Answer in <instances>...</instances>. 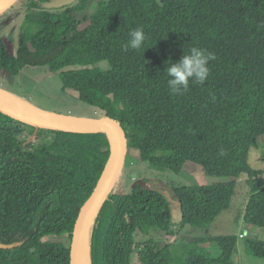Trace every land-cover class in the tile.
I'll list each match as a JSON object with an SVG mask.
<instances>
[{
  "label": "trees",
  "instance_id": "trees-1",
  "mask_svg": "<svg viewBox=\"0 0 264 264\" xmlns=\"http://www.w3.org/2000/svg\"><path fill=\"white\" fill-rule=\"evenodd\" d=\"M50 2L23 0L28 24L37 27L19 34L15 57L0 36V78L47 67L59 74L63 91L118 119L127 148L145 153L141 159L151 168L179 174L192 162L228 179L172 188L179 201L172 205L148 181L130 184L127 173L93 219L89 263L131 264L135 256L137 264H232L234 235L194 238L180 254L136 237L207 229L230 207L243 177L253 182L244 223L264 229V167L249 162L264 135V0H103L92 14L91 0L45 10ZM137 27L146 35L145 51H125ZM192 46L216 59L203 85L172 95L164 70ZM102 61L109 70L96 66ZM108 156L103 131L37 127L0 112V243L6 245L0 264H69L76 217Z\"/></svg>",
  "mask_w": 264,
  "mask_h": 264
},
{
  "label": "rangeland",
  "instance_id": "rangeland-1",
  "mask_svg": "<svg viewBox=\"0 0 264 264\" xmlns=\"http://www.w3.org/2000/svg\"><path fill=\"white\" fill-rule=\"evenodd\" d=\"M101 1L103 0H91L87 13L92 14ZM44 9L51 10L53 8ZM27 16L23 0H19L12 8L0 15V36L14 57L17 55L19 34L22 31H32L37 27L36 24H28ZM85 26L86 22L82 23L80 28L83 29ZM96 66L104 71L110 69V65L106 61L99 62ZM3 75L6 77L0 78V88L12 91L15 95L42 109L82 117L103 116L94 107L78 100L74 92L63 91L59 74L50 72L47 67H24L14 78L9 77L6 73ZM141 156L147 157L145 153L141 155L138 150L127 149L121 178L127 173L130 174V179H132L130 184L134 181H148V184L154 182L178 188L190 185H212L228 181L226 178L206 175L199 165L192 162L185 163L179 174L167 170L158 171L151 168L148 161L141 159ZM249 162L255 169L264 167V135L259 138L258 148L251 150ZM250 182L253 185V182L246 177L236 181L235 194L230 207L223 211L207 229L186 226L179 235L174 237H167L162 232L149 230L145 236L139 234L136 241L154 239L159 248L169 244L173 253L180 254L182 244L194 238L234 235L237 238L235 257L239 256V259L235 260L234 258L232 264H264V229L247 226L243 220L247 199L253 190ZM57 240L62 239L57 238ZM204 246L214 256L218 254V249L214 244ZM131 264H137L135 256L132 257Z\"/></svg>",
  "mask_w": 264,
  "mask_h": 264
},
{
  "label": "water",
  "instance_id": "water-1",
  "mask_svg": "<svg viewBox=\"0 0 264 264\" xmlns=\"http://www.w3.org/2000/svg\"><path fill=\"white\" fill-rule=\"evenodd\" d=\"M18 1L0 0V15L12 8ZM74 1L51 0L48 5L57 8L69 5ZM0 112L37 127L75 132L103 131L107 134L109 140L107 162L92 193L81 206L71 233L69 264H81L83 248L88 251V239L93 219L103 201L112 192L119 179H121L123 173L122 170L124 169L128 149L126 145V130L123 124L111 116L82 117L42 109L2 88H0ZM149 188L163 194L170 204H179L171 187L150 182ZM5 246L0 243V247Z\"/></svg>",
  "mask_w": 264,
  "mask_h": 264
},
{
  "label": "clouds",
  "instance_id": "clouds-1",
  "mask_svg": "<svg viewBox=\"0 0 264 264\" xmlns=\"http://www.w3.org/2000/svg\"><path fill=\"white\" fill-rule=\"evenodd\" d=\"M146 35L143 28L137 27L128 33L124 50H144ZM216 59V54L204 48L192 46L177 62H171L165 68L167 86L170 94L179 95L189 89L190 84L203 85L210 69L208 63Z\"/></svg>",
  "mask_w": 264,
  "mask_h": 264
},
{
  "label": "bare ground",
  "instance_id": "bare-ground-1",
  "mask_svg": "<svg viewBox=\"0 0 264 264\" xmlns=\"http://www.w3.org/2000/svg\"><path fill=\"white\" fill-rule=\"evenodd\" d=\"M81 264H90L88 251L86 248H83L82 253H81Z\"/></svg>",
  "mask_w": 264,
  "mask_h": 264
},
{
  "label": "crops",
  "instance_id": "crops-1",
  "mask_svg": "<svg viewBox=\"0 0 264 264\" xmlns=\"http://www.w3.org/2000/svg\"><path fill=\"white\" fill-rule=\"evenodd\" d=\"M238 259H239V256H236V257H235V260H238Z\"/></svg>",
  "mask_w": 264,
  "mask_h": 264
},
{
  "label": "built area",
  "instance_id": "built-area-1",
  "mask_svg": "<svg viewBox=\"0 0 264 264\" xmlns=\"http://www.w3.org/2000/svg\"><path fill=\"white\" fill-rule=\"evenodd\" d=\"M241 236V235H240Z\"/></svg>",
  "mask_w": 264,
  "mask_h": 264
}]
</instances>
